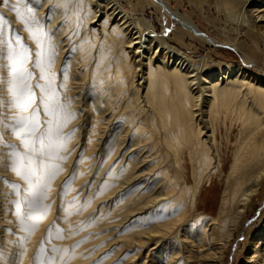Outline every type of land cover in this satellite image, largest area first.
Instances as JSON below:
<instances>
[{
    "label": "bare ground",
    "instance_id": "1",
    "mask_svg": "<svg viewBox=\"0 0 264 264\" xmlns=\"http://www.w3.org/2000/svg\"><path fill=\"white\" fill-rule=\"evenodd\" d=\"M135 1L0 2L9 33L18 31L33 52L37 44L14 5L25 18V9L32 7L40 24L52 34L54 87L60 102L74 113L61 131L73 134L62 153L66 159L59 162L62 170L51 180L43 201L50 207L36 231L55 216L65 220L70 235L74 222L62 214L73 198L60 196L58 191L59 182L76 165L69 192L80 191L81 203L90 200L88 219L101 217L89 231L98 248L85 262L101 255L103 247H114L116 256L133 250L122 264H223L238 223L264 185V73L256 74L260 65L248 54L247 61L234 64L197 57L196 50L187 53L186 47L177 45L184 36L204 46L215 40L191 18L173 11L166 0H155L161 6L153 0ZM221 1L230 21L263 38L264 48V0ZM152 14L161 15L163 22L170 23L171 17L178 21L173 37L160 31L150 19ZM230 42L242 49L234 39ZM27 66L32 67L31 63ZM33 70L38 76L39 69ZM0 74L6 81L7 69L0 67ZM61 83L65 87H59ZM35 91L39 96V89ZM0 98L10 100L3 84ZM0 113L11 122L18 110L0 107ZM229 113L242 125L240 134L245 138L234 153L218 212L212 214L201 211L197 199L203 180L226 166L219 158L217 129ZM40 115L47 119L43 111ZM0 135L6 144H19L8 128L0 127ZM0 151L10 150L0 144ZM6 163V159L0 161V177L23 186L22 178ZM14 195L0 181V264L34 260L30 253L40 242L36 233L23 232L17 219L8 218V201ZM225 217L228 224L223 228ZM129 228V236L122 234ZM252 244L245 264H264V226Z\"/></svg>",
    "mask_w": 264,
    "mask_h": 264
},
{
    "label": "snow or ice",
    "instance_id": "2",
    "mask_svg": "<svg viewBox=\"0 0 264 264\" xmlns=\"http://www.w3.org/2000/svg\"><path fill=\"white\" fill-rule=\"evenodd\" d=\"M9 3L10 0H0ZM25 3L26 0H18ZM18 18L23 20L24 26L30 37L37 44L36 50L30 48L17 32L9 33V22L0 14V67L7 69V80L0 74V84L6 86L10 100L5 102L0 98V107L15 108L18 114L10 117L8 122L0 113V127L8 128L19 138V144H6L0 135V144L7 153L0 151V161L7 160L5 167H10L13 172L22 178L24 185L10 182L5 177H0L17 197L8 201L12 206V214L16 216L18 226L25 233L31 234L39 220L47 212L50 204H44L46 193L51 186V180L62 170L60 161L66 159L62 155L66 151V142L73 134H61L63 126L74 117V113L68 111V105L60 102V96L54 82L56 74L51 72L55 59V47L52 34L40 24L35 16L34 9L27 7V18L21 14L19 8L13 6ZM31 63L32 67L27 65ZM33 69H39L37 76ZM67 69L64 68V73ZM35 79V83L33 80ZM63 79L67 80L66 74ZM43 80L44 83L39 81ZM59 87L65 85L61 83ZM40 94L37 96L36 89ZM39 101V103H37ZM41 111L47 119H41ZM74 131V130H73ZM79 159V157H78ZM66 178L61 186L66 193L76 172ZM76 198L74 197V200ZM72 203L69 202L68 207ZM11 231V229H7ZM63 238V230L50 225L46 237ZM26 240V237H21ZM44 247V239L34 256V264H55V256H47ZM66 251V250H65ZM52 252H61L53 247Z\"/></svg>",
    "mask_w": 264,
    "mask_h": 264
},
{
    "label": "rangeland",
    "instance_id": "3",
    "mask_svg": "<svg viewBox=\"0 0 264 264\" xmlns=\"http://www.w3.org/2000/svg\"><path fill=\"white\" fill-rule=\"evenodd\" d=\"M166 1L173 11L191 18L196 23V26L206 36L215 40L214 43H208L204 46L202 43L197 42L194 38L184 36V40L180 41L177 45L184 48L186 47L185 50L187 53L190 54L192 51L196 50L195 54L197 57H200V55L211 56L215 62L220 61L234 64L244 63L245 60L247 61L245 54H248L252 57L250 60L260 65L256 74L262 75L264 73V48L262 46L263 38H258L252 33H249L248 28L246 27L242 26L238 28L235 20H233L234 23L231 22L228 18V14L223 8L221 0ZM152 2L155 5H160L155 0ZM135 4H140L139 0H136ZM150 19L156 21L160 31L169 34L170 37H173V34L175 33L174 27L180 26L174 17H171L170 23L163 22L161 15L156 16V14H152L150 15ZM195 35L199 36L197 34ZM233 39L239 43L240 48L242 49H238L231 44L230 41ZM228 41L230 44L226 43ZM249 66L250 68H253L254 65L250 64ZM241 129L242 125L236 123L234 115L230 113L226 120L223 122L221 121V125L217 129V149L219 158L222 164L225 163L224 166H226L221 167L215 174H211L210 177L208 176V178L203 180L200 188L201 194H199L200 196H198L197 199V202L201 204V211L205 210L212 214H216L218 212L223 191L227 186V175L234 160V153L237 146L245 138V134L243 132L240 134V131H242ZM65 180L66 178L59 182L61 183V186ZM69 191L70 188L67 189L66 193L62 192L60 189V191H58V195L63 197H67L68 195L73 198L72 206L68 207V205H64L65 208L62 214L64 219L70 218V223L72 221L74 222L70 235H67L68 230L64 225L65 220L62 221L59 220V218L57 219L55 216H51L53 219L45 226V228L43 227V229L39 231L38 227L36 231L35 227L32 232V234L36 233L37 238H40V242L39 244L34 245V249L33 252L30 253V257L34 258L41 245V240L44 239V247L47 249L45 259L47 256H55L57 259L55 263L57 264H122L126 257L133 254V250L130 252L128 250L127 252H123L116 256L113 249L114 247L106 249L102 246L101 255L97 256L95 260L85 262L86 258H92L95 256L94 253L98 248L97 245H93L94 241L90 239L91 236L89 231L94 225H98L100 223L101 217L95 215L91 218L92 220L88 219L86 214L91 209L90 200L81 203V192L77 191L72 195ZM259 192L260 196L257 194L252 198L244 218L238 223V227L232 236L230 245L225 252L223 264H245V258L249 255V249L252 248L254 238L263 229L264 185L259 188ZM12 197V200L16 199L15 195ZM74 197L76 198L75 200ZM56 201L59 205L58 209H60L61 203L57 197ZM51 202L52 201H50V203ZM8 208V218L12 220L17 219L16 216L12 214V206L10 204H8ZM71 211L73 215L70 214ZM79 211H82L83 214H79ZM54 213L55 210L53 211V215ZM227 221V217L221 221L223 228L227 227ZM50 225H53L54 228L58 227L63 230V238H56L55 235H53L51 238L45 239L47 229ZM125 225L126 227H129L127 223H125ZM131 232L132 229L129 228L128 230L125 229L122 234L129 236ZM53 247L60 249L61 252H52ZM78 247H81V253L78 251ZM24 256L25 255L23 254L21 258ZM3 259L5 260L6 257L4 256ZM111 259L114 261L110 262ZM32 260L33 259H28L26 264H34V260Z\"/></svg>",
    "mask_w": 264,
    "mask_h": 264
}]
</instances>
